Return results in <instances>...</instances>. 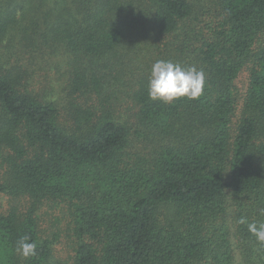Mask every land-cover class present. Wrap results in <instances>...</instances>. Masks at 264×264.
I'll return each instance as SVG.
<instances>
[{
    "label": "trees",
    "instance_id": "1",
    "mask_svg": "<svg viewBox=\"0 0 264 264\" xmlns=\"http://www.w3.org/2000/svg\"><path fill=\"white\" fill-rule=\"evenodd\" d=\"M0 196V264H264V0H0Z\"/></svg>",
    "mask_w": 264,
    "mask_h": 264
},
{
    "label": "clouds",
    "instance_id": "2",
    "mask_svg": "<svg viewBox=\"0 0 264 264\" xmlns=\"http://www.w3.org/2000/svg\"><path fill=\"white\" fill-rule=\"evenodd\" d=\"M205 85V73L195 66L187 68L172 61L157 60L150 69L147 92L150 100L171 103L181 97L188 100L198 99L203 94ZM264 215V208L259 209ZM241 224H247L248 231L255 237L258 244L264 248V222L248 223L241 217ZM16 251L25 259L36 255L37 242L31 241L28 236L20 237L16 242Z\"/></svg>",
    "mask_w": 264,
    "mask_h": 264
},
{
    "label": "rangeland",
    "instance_id": "3",
    "mask_svg": "<svg viewBox=\"0 0 264 264\" xmlns=\"http://www.w3.org/2000/svg\"><path fill=\"white\" fill-rule=\"evenodd\" d=\"M226 180H228V179H226ZM4 202H5V198L2 197V196H0V205H1V204H4ZM57 255H58V254L55 253V256L58 258Z\"/></svg>",
    "mask_w": 264,
    "mask_h": 264
}]
</instances>
